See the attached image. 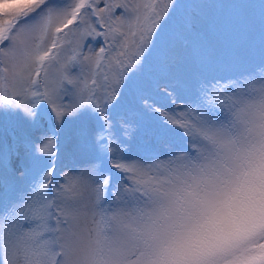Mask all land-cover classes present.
<instances>
[{
    "label": "snow or ice",
    "instance_id": "6c2138e0",
    "mask_svg": "<svg viewBox=\"0 0 264 264\" xmlns=\"http://www.w3.org/2000/svg\"><path fill=\"white\" fill-rule=\"evenodd\" d=\"M175 7L0 0V114L39 132L0 146L14 191L0 195V264H264V60L244 67L242 52L253 6L227 55L194 6L149 78ZM84 111L96 127L77 134L83 163L62 165L65 121ZM19 147L17 188L2 174ZM235 203L243 226L207 241L211 215Z\"/></svg>",
    "mask_w": 264,
    "mask_h": 264
},
{
    "label": "rangeland",
    "instance_id": "374dc122",
    "mask_svg": "<svg viewBox=\"0 0 264 264\" xmlns=\"http://www.w3.org/2000/svg\"><path fill=\"white\" fill-rule=\"evenodd\" d=\"M264 0H176L173 27L169 33L159 41L157 48L153 51L149 63L145 66L144 72L149 78L160 75L164 71V60L167 55L169 38L179 35L180 25L185 15L194 6H201L206 18L212 24L213 34L222 45V52L227 55L231 49L240 43V5H251L250 15L246 21V39L243 41L242 52L244 54V67H250L264 60V25L261 23L260 4ZM212 68L209 71L215 72ZM228 70L222 65L220 71ZM160 104L171 107L167 98L156 97ZM178 103H180L178 101ZM96 121L94 114L89 111L82 112L79 116L68 118L65 121L64 130L61 134V164L74 167L83 163V157L79 150L78 132L87 129L89 135L95 131ZM22 137L26 134L35 139L39 132L33 130L23 113L17 111L7 115L0 114V146L11 147L13 144L12 136ZM27 163L23 147H19L13 153L10 161L11 174L5 172L2 175L17 188L23 183L20 174ZM65 171L68 169L65 168ZM59 172L57 175L59 176ZM14 194L13 188L6 183L0 186V195L9 197Z\"/></svg>",
    "mask_w": 264,
    "mask_h": 264
},
{
    "label": "clouds",
    "instance_id": "9594fccd",
    "mask_svg": "<svg viewBox=\"0 0 264 264\" xmlns=\"http://www.w3.org/2000/svg\"><path fill=\"white\" fill-rule=\"evenodd\" d=\"M245 220V209L239 203L227 205L211 215L207 225L205 239L209 242L227 236L242 227Z\"/></svg>",
    "mask_w": 264,
    "mask_h": 264
},
{
    "label": "trees",
    "instance_id": "16d2710c",
    "mask_svg": "<svg viewBox=\"0 0 264 264\" xmlns=\"http://www.w3.org/2000/svg\"><path fill=\"white\" fill-rule=\"evenodd\" d=\"M224 71H226V70H224Z\"/></svg>",
    "mask_w": 264,
    "mask_h": 264
}]
</instances>
